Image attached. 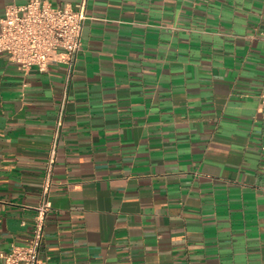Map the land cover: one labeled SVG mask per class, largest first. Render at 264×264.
Masks as SVG:
<instances>
[{
    "label": "crops",
    "instance_id": "0c3cea01",
    "mask_svg": "<svg viewBox=\"0 0 264 264\" xmlns=\"http://www.w3.org/2000/svg\"><path fill=\"white\" fill-rule=\"evenodd\" d=\"M27 1L0 0V19ZM86 14L41 258L264 264V0H87ZM65 75L0 52V253L31 239Z\"/></svg>",
    "mask_w": 264,
    "mask_h": 264
},
{
    "label": "built area",
    "instance_id": "2783aa9c",
    "mask_svg": "<svg viewBox=\"0 0 264 264\" xmlns=\"http://www.w3.org/2000/svg\"><path fill=\"white\" fill-rule=\"evenodd\" d=\"M87 0L57 5L50 0H28L6 5L0 19V52L8 55L24 70L36 66L46 71L49 64L62 63L66 67L65 88L60 102L59 117L51 141L47 176L43 182L41 199L31 231L25 245H14L0 253V264H47L41 258L45 225L51 208V174L56 160L59 136L66 111L68 92L75 70L76 58L82 44V31L87 19ZM260 98L264 104V91Z\"/></svg>",
    "mask_w": 264,
    "mask_h": 264
}]
</instances>
